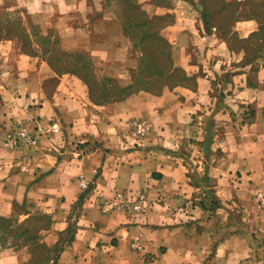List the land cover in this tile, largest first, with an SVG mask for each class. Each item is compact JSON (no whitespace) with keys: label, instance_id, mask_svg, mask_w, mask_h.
Instances as JSON below:
<instances>
[{"label":"crops","instance_id":"1","mask_svg":"<svg viewBox=\"0 0 264 264\" xmlns=\"http://www.w3.org/2000/svg\"><path fill=\"white\" fill-rule=\"evenodd\" d=\"M176 1L136 0L142 11L119 5L106 14L101 0H33L41 33L56 36L66 56L83 55L92 65L85 71L59 70L53 49L0 42L10 51V74L0 75V131L22 122L42 134L25 154L0 143V216L15 219L25 243L3 251L2 260L31 264L40 242L51 249L61 243L53 264H264V228L256 240L245 218L235 231L228 215L222 223L213 216L218 210L193 222L182 213L204 178L239 172L246 180L240 191L264 190V65L230 79L160 77L162 88L144 85L151 80L138 77L146 45L134 34L152 30L154 21L162 23L157 33L171 45L174 67L191 70L201 16L192 1ZM241 26L248 35L258 23ZM223 80L228 89L218 95ZM223 93L246 105L242 123L216 121L234 111L219 112L214 102ZM139 121L148 126L143 139L133 135ZM53 127L59 132L46 134ZM142 190L150 210L138 223L101 210L118 191Z\"/></svg>","mask_w":264,"mask_h":264},{"label":"rangeland","instance_id":"2","mask_svg":"<svg viewBox=\"0 0 264 264\" xmlns=\"http://www.w3.org/2000/svg\"><path fill=\"white\" fill-rule=\"evenodd\" d=\"M178 1L179 0L176 2ZM190 1L197 7V11H199L201 16V25L196 28L191 39L195 49L192 50V56L190 55L189 57L191 70L188 71L184 67H174V59L172 58L173 49L169 42L161 38L157 33L162 23L160 21H154L152 30L139 31L134 34L135 41H141V44L146 45L144 63L141 66L140 74L138 72V77H148L151 80L144 82V85H148L149 87L152 86L155 90L160 89L163 85V83L158 80L160 77H175L177 79L178 77L210 75L213 77L230 79V77H238L239 74H243L244 69H254V67H258V65H264V0ZM100 3L102 7L100 11L106 14L118 12L119 5L130 6V8H134L136 11H142V6H140L136 0H101ZM184 7L187 10H191V12L194 11L188 5ZM35 9L36 4L33 0H0V42H18L22 44L28 52L44 53L46 51L48 53L53 49V57L54 60L58 62L59 70H88L92 65L83 58V55L72 53V56H66L60 49L58 50L57 46L59 40L56 36L46 37L45 34L43 35L41 33L40 26L35 22L34 13L30 12H34ZM248 19H254L258 23V27L254 32L246 35L245 28L242 27L241 24L243 20ZM142 20H144V18L141 19V21ZM43 27V29H46L45 26ZM216 29L218 31H215ZM40 42L42 43V49L36 46L37 44L40 45ZM223 45H226L227 49L225 47V49L220 50L221 47L223 48ZM12 52L13 51H11V53ZM8 55L10 56V51L8 49H0L1 77L10 74V63L5 60ZM227 82L223 80L220 83L218 95L222 94V91H227ZM139 84L140 83H137V85ZM225 94L223 99L222 97L218 98L219 102H214L216 107L219 112L224 110L225 107H228L229 110L233 109L234 111L229 115L227 121L215 119L220 124L229 122L230 125L236 126L243 121L242 116L244 114L242 111L244 110L243 106L246 105H241L242 102L238 104V99H236V101L234 99L230 100ZM235 96L237 95H234L233 98H235ZM225 115L226 114H220V118ZM220 124L217 134H223ZM10 127L5 126L2 131ZM35 129L38 130V127ZM1 134L2 132L0 131V135ZM146 135L134 136L138 139H143ZM141 144H143V142H141ZM178 145H180L183 150H192L188 144L184 147L181 141L178 142ZM16 152L25 154L30 151ZM237 173H234L232 177L227 175L229 179H226L223 174H221L219 178H204L203 182L200 184L201 189L198 191V194L195 193L189 198L190 204L187 205L186 209L182 212L185 214V217L191 222H193L195 218L205 220L212 216V212L218 210L217 212L219 213L215 212L213 216L215 218L217 217L219 222L222 223L221 220L228 215L229 219L235 221V231L241 230L238 224L241 225V221L245 218L246 224H249L251 233L255 237L257 234L256 229L261 227L264 228V210L255 199L254 192L257 189L251 190L250 188L247 195L243 193L244 191H240V185L244 182L246 183V180H243V176H241L239 172ZM210 184H214L215 186L209 188ZM120 192L126 193L128 201L116 211L109 212L123 214L127 216L128 219H134L137 223L138 221L144 220L150 210V205L148 204L150 198H148L149 194L147 195L146 190H142L138 193ZM112 198L113 197L106 199L105 201L112 200ZM136 204H139L141 208L135 210L133 206ZM101 210L104 211L103 209ZM224 226L220 227L223 229ZM18 227L19 226H16L14 218L5 219L0 216V264H9V262L16 261L15 258L2 260L4 259L1 255L3 251L11 248H20L22 244H25L19 240L22 229H18ZM9 230L12 231L10 234L8 233ZM72 232L73 231L70 230L64 235L62 238L64 242L72 237ZM255 238L256 240L259 239L258 237ZM37 243L39 245V253L34 256L31 264H53L62 248L61 243L53 249L40 244V242ZM135 244L138 245L139 242L134 243V245ZM134 249L139 251L142 249V246L141 249H136L135 247ZM63 264H67V262L64 261Z\"/></svg>","mask_w":264,"mask_h":264},{"label":"built area","instance_id":"3","mask_svg":"<svg viewBox=\"0 0 264 264\" xmlns=\"http://www.w3.org/2000/svg\"><path fill=\"white\" fill-rule=\"evenodd\" d=\"M59 130V128L53 127L50 130H47L46 134L58 133ZM147 131L148 126L146 122L139 121L136 123L133 133L136 136H144L146 135ZM40 136H42V134L39 132V130L29 127L26 123L17 122L9 129L2 131V134L0 135V143L7 150L20 152L32 151L38 147ZM254 196L256 201L264 210V190L257 189L254 192ZM127 201L126 193L119 191L113 196L112 200L103 202L102 209L105 212L116 211L118 208L126 204ZM133 208L138 210L141 208V206L136 204L133 206ZM134 247L136 249H141L139 244H135Z\"/></svg>","mask_w":264,"mask_h":264}]
</instances>
